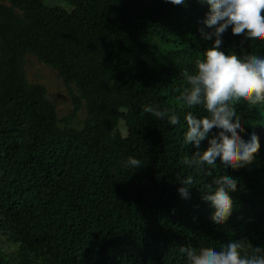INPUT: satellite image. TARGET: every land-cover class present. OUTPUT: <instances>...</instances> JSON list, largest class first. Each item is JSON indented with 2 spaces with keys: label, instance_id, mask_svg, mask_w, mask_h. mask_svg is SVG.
<instances>
[{
  "label": "trees",
  "instance_id": "obj_1",
  "mask_svg": "<svg viewBox=\"0 0 264 264\" xmlns=\"http://www.w3.org/2000/svg\"><path fill=\"white\" fill-rule=\"evenodd\" d=\"M207 10L197 0H0V264H187L180 246L264 248V104L236 105L242 137L255 133L260 148L245 167L214 173L237 180L225 223L202 199L213 177L183 164L195 151L182 143L184 117L205 112L179 97L213 43L199 31ZM222 38L229 54L264 56V43ZM27 56L62 80L66 115L28 80ZM149 105L180 123L164 125Z\"/></svg>",
  "mask_w": 264,
  "mask_h": 264
},
{
  "label": "clouds",
  "instance_id": "obj_2",
  "mask_svg": "<svg viewBox=\"0 0 264 264\" xmlns=\"http://www.w3.org/2000/svg\"><path fill=\"white\" fill-rule=\"evenodd\" d=\"M173 5H184L185 0H165ZM207 6L203 27L199 29L212 46L205 49L202 59L195 62L192 72H185L187 82L179 99L188 107H202L205 115L196 116L188 112L183 133L184 147L191 145L195 151L187 155L183 164L187 168L198 167L203 175L213 177L212 184L202 199L215 211V224L225 223L233 211L230 193L237 189V180L230 175L215 177L221 165L226 169L239 170L250 164L260 148L259 137L251 133L245 140L244 124L237 114V104H264V56H238L221 50L223 34L230 30L233 36L250 42L264 43V0H197ZM211 29L205 32L204 29ZM144 111L152 114L164 125L180 123L175 113H168L156 106H145ZM264 135V122L258 128ZM264 138V137H263ZM264 140V139H263ZM207 147L201 150V143ZM141 161L128 157L127 166L139 167ZM192 178L180 182L177 189L182 199H189ZM179 252L187 264H264V248L255 247L254 252L242 254L240 240L230 241L220 249L190 245L180 246Z\"/></svg>",
  "mask_w": 264,
  "mask_h": 264
},
{
  "label": "rangeland",
  "instance_id": "obj_3",
  "mask_svg": "<svg viewBox=\"0 0 264 264\" xmlns=\"http://www.w3.org/2000/svg\"><path fill=\"white\" fill-rule=\"evenodd\" d=\"M53 5L60 6L59 3H53ZM24 61L25 73L28 80L43 85L47 91V98L55 105L59 115H66L71 110L72 106L67 94V89L63 85L62 80L57 75L56 71L39 63L32 56H27ZM81 69L88 70L86 65H82ZM91 74L92 79L97 77L95 72H91ZM114 104L120 106L121 102L116 101ZM262 133L259 132L258 135L261 139H264Z\"/></svg>",
  "mask_w": 264,
  "mask_h": 264
}]
</instances>
